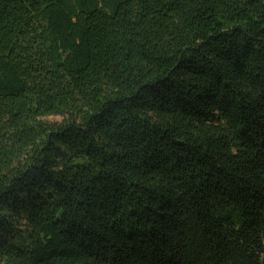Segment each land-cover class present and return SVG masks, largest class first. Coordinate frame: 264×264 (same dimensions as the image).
<instances>
[{
	"label": "trees",
	"instance_id": "obj_1",
	"mask_svg": "<svg viewBox=\"0 0 264 264\" xmlns=\"http://www.w3.org/2000/svg\"><path fill=\"white\" fill-rule=\"evenodd\" d=\"M0 264H264V0H0Z\"/></svg>",
	"mask_w": 264,
	"mask_h": 264
},
{
	"label": "rangeland",
	"instance_id": "obj_2",
	"mask_svg": "<svg viewBox=\"0 0 264 264\" xmlns=\"http://www.w3.org/2000/svg\"><path fill=\"white\" fill-rule=\"evenodd\" d=\"M49 120H54V121H58L59 119H53V118H51V119H49Z\"/></svg>",
	"mask_w": 264,
	"mask_h": 264
}]
</instances>
